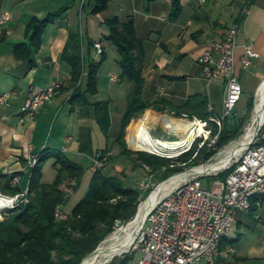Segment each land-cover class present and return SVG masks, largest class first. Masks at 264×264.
I'll use <instances>...</instances> for the list:
<instances>
[{"label":"crops","instance_id":"crops-1","mask_svg":"<svg viewBox=\"0 0 264 264\" xmlns=\"http://www.w3.org/2000/svg\"><path fill=\"white\" fill-rule=\"evenodd\" d=\"M181 1L182 13L172 20L174 0H111L117 8L98 15L92 13L94 4L88 1L82 9V0H0V15L13 16L0 35V95L13 93L10 107L0 106V176L19 175V188L24 191L30 183L31 170L25 164L30 155L62 154L84 170L88 157L93 176L98 155L109 154V165L114 160L128 161L118 139L134 84L123 78L118 48L107 39L110 31L106 21L113 16L122 24H134L140 40L136 53L145 79L143 100L148 108L127 128L128 149L132 126L145 124L154 138L162 140L163 134H180L183 130L177 120L191 122V118L181 115L179 109L193 96L203 97L214 108L213 116L223 113L226 82L206 81L200 60L210 43L223 41L229 28L242 21L246 6L251 12L238 37L237 72L244 94L254 98L264 84V0ZM129 7L133 13L125 15ZM63 10L62 17L47 27L42 46L34 51L32 60H18L15 49L27 42L26 28L31 19H43ZM77 32L85 43H101L102 56L107 60L99 76L98 93L88 95L90 105L75 107L72 67L63 61V52L70 35ZM245 44L259 54L249 68L243 63ZM102 56H97L94 49L93 60L98 62ZM51 82L61 86L56 96L34 120L25 118L21 122L32 88L42 90ZM95 136L100 140L94 142ZM261 140L264 142V134ZM88 149L92 153L88 154ZM56 160L52 157L44 163L43 183L55 180ZM69 204L66 208L70 212ZM222 241L226 247L217 264H264V208L255 216L251 211L237 212L233 231ZM228 252L231 256L226 259L224 254Z\"/></svg>","mask_w":264,"mask_h":264},{"label":"trees","instance_id":"trees-1","mask_svg":"<svg viewBox=\"0 0 264 264\" xmlns=\"http://www.w3.org/2000/svg\"><path fill=\"white\" fill-rule=\"evenodd\" d=\"M94 4L92 13L98 15L110 9L111 0H87ZM153 1V0H148ZM181 0H174L171 19L176 20L182 13ZM65 10L48 15L41 19L34 17L26 28L27 42L16 46L15 56L23 62H30L34 51L41 48L43 35L47 27L62 17ZM106 24L109 28L107 39L118 48L123 78L134 84L128 98V108L122 119L119 142L126 156L139 154L140 162L148 166L154 173L164 172V180L208 162L225 146L237 139L243 130V124H238V118L229 120L220 134L215 148L208 145L199 149L197 143L189 153L170 159L148 153H134L127 148L126 131L131 121L142 115L148 108L143 100L145 79L140 67V57L136 51L140 43L134 24H122L118 17H110ZM95 43L90 40L84 48L83 36L80 32L72 33L63 52V61L72 67L71 84L76 89L72 104L76 106L90 105L88 95L98 93L99 72L107 60L102 56L98 62L93 60ZM83 83L79 85V82ZM254 109L251 100L249 110ZM158 111L165 109L157 108ZM181 115L189 118L208 119L213 116L209 111L208 102L201 96L191 97L180 109ZM213 133H218V126L211 123ZM264 144L262 140L257 145ZM140 151V150H137ZM143 152V151H142ZM105 155V154H103ZM196 157L193 159V157ZM55 157L57 176L52 183H43V165ZM27 165L28 162L26 161ZM232 170H227L215 176L221 180L227 178ZM85 170L74 164L62 154L42 155L38 165L30 174L29 195L27 203L5 213L0 221V264H82V262L115 230L116 223L121 220L129 221L137 214L140 193L127 187L118 178L104 174L103 169L95 172L89 193L72 209L65 207L70 196L65 190V184L70 181L81 182ZM211 178V177H210ZM10 178L0 176V192L16 196L23 191L12 187ZM63 208L69 213L67 220L56 216L58 209ZM264 208V197L260 205L253 202L251 215ZM226 237V236H225ZM224 237V238H225ZM223 240V239H222ZM221 250L226 247L223 241ZM131 257L122 264H129Z\"/></svg>","mask_w":264,"mask_h":264},{"label":"built area","instance_id":"built-area-1","mask_svg":"<svg viewBox=\"0 0 264 264\" xmlns=\"http://www.w3.org/2000/svg\"><path fill=\"white\" fill-rule=\"evenodd\" d=\"M86 2L87 0H82V9ZM250 12L249 6H246L242 12V21L229 28L223 41L210 43L201 57L203 77L208 82L225 80L226 97L221 115L208 119H190L193 123L190 135L195 133V136L188 151L198 142L199 149L206 145L214 149L225 122L237 117L236 109L244 94L237 72V52L240 48L238 37L243 29V21ZM12 20L11 14L0 15V35ZM242 48L245 51L244 66L249 68L252 65V59L259 57V54L248 44L243 45ZM95 50L99 57L104 53L103 46L99 42L95 43ZM60 88V84L56 82H51L42 90L32 88L23 108L25 116L20 121L24 122L25 118L34 120L41 108L56 96ZM12 96L13 93L10 92L1 94L0 106L4 109L9 108ZM209 111L213 112L214 108L209 106ZM211 123L218 126L216 135L213 133ZM200 128H203L202 133ZM259 140L258 136L226 168L211 173L196 174L173 188L149 210L134 242L125 251L113 256L107 262L121 264L120 262L127 257H131L129 264H217L221 255V241L233 231L237 212H249L253 202L256 200V203L260 205L264 197V144L257 145ZM184 154L177 157L154 155L176 159ZM41 158L42 155H30L27 167L31 172ZM211 160L195 169L207 165ZM94 163L95 172L105 168L110 163L109 154L98 155ZM192 169L194 168L186 169L182 173L193 171ZM227 170H232L227 178L220 180L212 188L203 182L205 178L219 176ZM9 176L11 186L18 187L21 177ZM142 188L148 190L150 184L145 181ZM28 195L29 186L16 196L0 192V197L12 201V206L8 208L10 210L29 202ZM144 202L141 201L140 206ZM56 216L60 220H67L69 213L60 208ZM134 220L135 218L126 226ZM126 226L122 221H118L115 230L122 227L121 230ZM139 251L143 253V256L140 259L134 258L133 256Z\"/></svg>","mask_w":264,"mask_h":264},{"label":"bare ground","instance_id":"bare-ground-1","mask_svg":"<svg viewBox=\"0 0 264 264\" xmlns=\"http://www.w3.org/2000/svg\"><path fill=\"white\" fill-rule=\"evenodd\" d=\"M263 122L264 84L257 94V104L252 124L247 129V132L240 143L228 147L218 155L214 162H211L203 167H199L193 171H188L174 176L166 182L160 184L150 198H148V200L140 206L135 220L128 226L117 231L109 240H107V242H104L97 255L86 259L83 264H104L112 259L113 256L125 251L136 239L139 228L143 220L146 218L149 210L161 198L166 196L173 188L196 174L211 173L229 166L233 160L239 157L240 154L248 148L253 139L257 136L258 128L263 124ZM177 126L182 128L183 131L180 133H182L184 137L181 141L174 143L154 138L145 124L140 125L138 128H134V126H132L131 130H133L129 133L128 139L136 150L146 151L152 154H159L167 157H177L189 150L195 136V133L190 135L191 127L193 126L192 122L177 120ZM200 132H203V128H200ZM11 206L12 201L10 199L0 197V221L3 220L2 211L10 208Z\"/></svg>","mask_w":264,"mask_h":264},{"label":"rangeland","instance_id":"rangeland-1","mask_svg":"<svg viewBox=\"0 0 264 264\" xmlns=\"http://www.w3.org/2000/svg\"><path fill=\"white\" fill-rule=\"evenodd\" d=\"M117 6L118 5L116 3H114V2L112 4L110 3V8L116 9ZM132 9H133L132 7L131 8L130 7L129 8H125L124 14L125 15H129V14L132 15V13H133ZM86 12H87V9L85 10V14H86ZM83 41H84V38H83ZM84 48L86 50L85 41H84ZM102 67L100 69L99 76H102V70H103ZM82 83L83 82L80 81L79 85H81ZM251 98H253L251 95L244 94L243 97H242L241 102L239 103V105H238V107L236 109V112H237V115H238L236 117V118H238V124L240 123V124L244 125L243 126V130H242V134L237 139L233 140V142H230L227 146H225L213 158V160H211L209 163L214 162L217 159L218 155L220 153H222L224 150H226L228 147L233 146L235 144H238V143H240L242 141L243 137L245 136V134L247 132V129L252 124L253 117H254V114H255V108H256V104H257V95L253 98V101H254V109L253 110H249V104H250V102L252 100ZM229 121L231 123H233V119H230ZM263 124H264V122H263ZM140 125H142V124H140ZM132 130H130V132ZM263 134H264V127H262V130L259 133V139L260 140L262 139V135ZM161 136L162 137H160V138H163L165 141H173V142L181 141V139H183V137H184L182 135V133L177 134V135L163 134ZM99 140H100V138L95 136L94 142L99 141ZM128 144L130 146L129 150L134 152V153H148V154H152V153L146 152V151H143V152L142 151H137L133 147V144L130 141L128 142ZM196 144L197 143H195L191 147L190 151H188L187 153H189L192 150H194V147H195ZM90 153H92V150L88 149V154H90ZM122 155L125 158H127L128 161L127 160H123L121 162H118V161L114 160L110 165H107L105 168H103L104 174L107 175L108 177H111V178H118L119 180L123 181L125 186L132 187V188L136 189L140 193V197L138 198L139 207H140L141 201L148 200V198H150V196L159 187V185L164 183V182H166L171 177L166 179V180H164V178L166 177V175L163 174L164 172H160V173L156 172V173H154L148 166H146V165H144L143 163L140 162L139 158L141 156L139 154H134V155H130V156H126L124 154H122ZM195 157H196V155L193 157V159ZM89 160L90 159L88 157H85L84 167H85V171L86 172H85V177L83 178V181H81L80 183L76 182V181H70L69 183L67 182L65 184L66 186L64 188H65V190L68 192V194L70 196V199H69L70 201L68 202V203H70L69 206H68L69 210H72L89 193V191L91 189L93 173H92L91 168H90L91 167V162ZM106 168L108 169L107 171H105ZM29 175H30V173H29ZM220 180L221 179H219L217 177H211V178L209 177V178H205L203 180V182L209 188H212ZM145 181H147L150 184V188L148 190H144L142 188V184ZM8 211H10V209H5V210L2 211L3 218H4L5 213H7ZM138 212H139V208H138L137 214L133 217V219L137 217ZM121 221L126 226V224L129 223L131 221V219L129 221H126V220H121ZM120 228H122V227H118L116 230H113V232L101 243V245L99 247H101L104 244V242H107V240H109L117 231H119ZM142 256H143V253L141 251H139L133 257L136 258V259H140ZM230 256H231L230 252L224 254V257L226 259H228ZM130 260H131V258H130ZM111 264H115V262H112Z\"/></svg>","mask_w":264,"mask_h":264},{"label":"water","instance_id":"water-1","mask_svg":"<svg viewBox=\"0 0 264 264\" xmlns=\"http://www.w3.org/2000/svg\"><path fill=\"white\" fill-rule=\"evenodd\" d=\"M105 27H107V25L105 26ZM262 127H264V124L263 125H261L259 128H258V134H257V136L253 139V141L254 140H256L257 139V137L259 136V133L261 132V130H262ZM252 143V142H251ZM251 145V144H250ZM195 169V168H194ZM194 169H192V170H194ZM176 176V175H175ZM174 177V176H173ZM100 248L101 247H99L97 250H95L92 254H90V256L89 257H87L86 259H88V258H92V257H94L95 255H97V253L99 252V250H100ZM85 259V260H86ZM85 260L82 262V264L85 262ZM110 262H106V263H104V264H109Z\"/></svg>","mask_w":264,"mask_h":264}]
</instances>
